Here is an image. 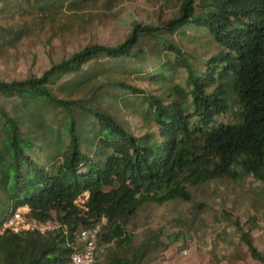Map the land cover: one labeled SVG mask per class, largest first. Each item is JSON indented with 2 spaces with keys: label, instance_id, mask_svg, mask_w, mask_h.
Wrapping results in <instances>:
<instances>
[{
  "label": "trees",
  "instance_id": "1",
  "mask_svg": "<svg viewBox=\"0 0 264 264\" xmlns=\"http://www.w3.org/2000/svg\"><path fill=\"white\" fill-rule=\"evenodd\" d=\"M94 1L0 0V17L52 24ZM27 30L0 26V47ZM131 76L153 89L128 84ZM0 98L11 102L0 103V226L27 207L28 218L64 228L0 232V264H67L76 233L96 224L94 264H142L155 241L133 247L126 227L143 205L189 202L190 188L212 181L264 183V0H181L174 18L134 24L120 44L87 46L37 78L0 82ZM103 103L138 117L141 131ZM232 226L264 264L255 225Z\"/></svg>",
  "mask_w": 264,
  "mask_h": 264
},
{
  "label": "rangeland",
  "instance_id": "2",
  "mask_svg": "<svg viewBox=\"0 0 264 264\" xmlns=\"http://www.w3.org/2000/svg\"><path fill=\"white\" fill-rule=\"evenodd\" d=\"M180 1L95 0L88 8L66 13L52 24L39 18L28 24L29 19L17 14L0 17V26L28 27L15 43L0 47V82L37 78L87 46L120 44L134 24L156 26L174 18ZM177 45L193 55L201 52L198 45ZM182 77V70H178L179 83ZM125 81L140 89H153L132 76ZM0 103L8 110L11 102L0 98ZM100 107L134 135L141 131L139 118L119 105L103 103ZM189 192V202L145 204L131 219L126 232L133 247L155 241L142 264H260L247 256L232 225L238 221L247 229L254 224L252 242L264 257V183L243 177L237 182H208ZM77 201L80 205L84 199Z\"/></svg>",
  "mask_w": 264,
  "mask_h": 264
},
{
  "label": "built area",
  "instance_id": "3",
  "mask_svg": "<svg viewBox=\"0 0 264 264\" xmlns=\"http://www.w3.org/2000/svg\"><path fill=\"white\" fill-rule=\"evenodd\" d=\"M81 197L85 199L86 193H83ZM77 200L76 204H78ZM59 229L64 230L57 221L38 222L28 218L27 211L20 208L11 213L0 226V232L8 230L13 234L29 233L39 236L53 233ZM99 229L100 224H96L76 233L73 239L75 250L70 254L67 264H94Z\"/></svg>",
  "mask_w": 264,
  "mask_h": 264
},
{
  "label": "crops",
  "instance_id": "4",
  "mask_svg": "<svg viewBox=\"0 0 264 264\" xmlns=\"http://www.w3.org/2000/svg\"><path fill=\"white\" fill-rule=\"evenodd\" d=\"M23 209H27V207H23Z\"/></svg>",
  "mask_w": 264,
  "mask_h": 264
}]
</instances>
